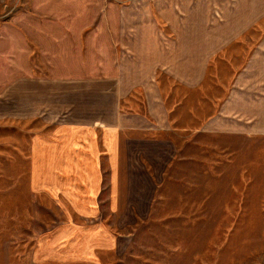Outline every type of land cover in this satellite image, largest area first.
I'll return each instance as SVG.
<instances>
[{"label":"rangeland","instance_id":"obj_1","mask_svg":"<svg viewBox=\"0 0 264 264\" xmlns=\"http://www.w3.org/2000/svg\"><path fill=\"white\" fill-rule=\"evenodd\" d=\"M22 4L80 8L74 48L122 68L133 117L119 164L102 162L117 203L92 219L40 187L62 179L35 171L55 152L32 156L36 126L0 104V264H264V0H0V35ZM16 58L0 60L2 100L27 71Z\"/></svg>","mask_w":264,"mask_h":264},{"label":"crops","instance_id":"obj_2","mask_svg":"<svg viewBox=\"0 0 264 264\" xmlns=\"http://www.w3.org/2000/svg\"><path fill=\"white\" fill-rule=\"evenodd\" d=\"M79 9L64 6L52 8V11L22 4L14 16L22 17L23 21L3 22L7 34L0 35L5 38L0 41H6L8 48L6 51L0 49V60L6 62L9 69H16L14 61L22 52L27 71L12 74L15 79L7 83L6 98L2 100L0 97V104L7 102L9 117L36 126L31 132L32 156L55 152V168L41 167L42 170L35 171L55 172L62 179L40 187L60 195L58 199L71 204L83 217L105 219L104 215L100 217L101 210H105L107 204L111 213V205L117 203V196L113 193L111 181L106 187L100 180L104 171L102 162L109 161L110 171L119 164L123 131L130 128L133 116H129L120 103L126 92L122 86V68L114 64L107 67L97 65L94 58L90 62L89 53H93L95 47L89 49L88 54L86 44H81V50H75L71 25L77 22L67 21L68 26L64 20L72 18L74 10L79 12ZM54 12L70 16L61 17ZM29 24L36 33L43 31L42 39L51 40L54 49H45L33 39ZM51 28L56 29V33H52ZM17 35L30 45V51L26 48L20 50L22 40ZM49 110H55L61 119L48 120ZM49 124L55 125L49 129ZM79 261L78 264H83L82 260Z\"/></svg>","mask_w":264,"mask_h":264}]
</instances>
